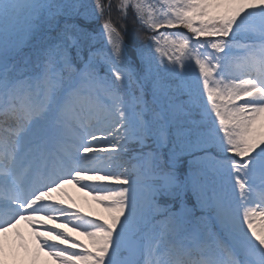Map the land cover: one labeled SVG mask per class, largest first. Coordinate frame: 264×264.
<instances>
[{"label":"snow or ice","instance_id":"obj_1","mask_svg":"<svg viewBox=\"0 0 264 264\" xmlns=\"http://www.w3.org/2000/svg\"><path fill=\"white\" fill-rule=\"evenodd\" d=\"M45 256L264 264V0H0V264Z\"/></svg>","mask_w":264,"mask_h":264},{"label":"rangeland","instance_id":"obj_2","mask_svg":"<svg viewBox=\"0 0 264 264\" xmlns=\"http://www.w3.org/2000/svg\"><path fill=\"white\" fill-rule=\"evenodd\" d=\"M65 188L66 191L73 196L75 202L84 209V211L92 212L94 215L101 216L105 219L108 218V213L105 212L103 207L101 206L98 207L99 204L93 201L90 195H88L85 192H81L76 186L71 184L66 185ZM25 231H27V229ZM72 235L74 237H77L79 240L83 241L84 243H88V240L85 236L80 235L77 232H73ZM45 260L48 261V264H55V261H53L51 258L47 259V256H45Z\"/></svg>","mask_w":264,"mask_h":264},{"label":"bare ground","instance_id":"obj_3","mask_svg":"<svg viewBox=\"0 0 264 264\" xmlns=\"http://www.w3.org/2000/svg\"><path fill=\"white\" fill-rule=\"evenodd\" d=\"M20 227L22 228V229H24V230H26L27 229V225L26 224H24L23 222H22V224L20 225ZM49 257H47V259H48Z\"/></svg>","mask_w":264,"mask_h":264}]
</instances>
